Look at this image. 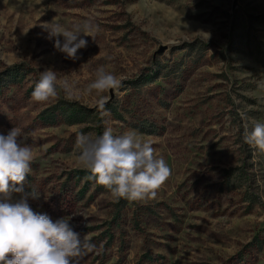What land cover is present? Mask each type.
<instances>
[{
    "label": "rangeland",
    "instance_id": "obj_1",
    "mask_svg": "<svg viewBox=\"0 0 264 264\" xmlns=\"http://www.w3.org/2000/svg\"><path fill=\"white\" fill-rule=\"evenodd\" d=\"M261 16L264 0H0V134H30L24 189L41 197L29 203L53 220L78 214L75 230L100 248L80 264H264V153L243 140L245 124L264 123ZM53 19L94 25L78 60L47 39ZM100 67L123 86L90 91ZM47 68L71 99L58 86L32 100ZM73 108L92 113L72 123ZM109 127L150 141L170 167L155 199L114 202L85 179L76 134Z\"/></svg>",
    "mask_w": 264,
    "mask_h": 264
},
{
    "label": "clouds",
    "instance_id": "obj_2",
    "mask_svg": "<svg viewBox=\"0 0 264 264\" xmlns=\"http://www.w3.org/2000/svg\"><path fill=\"white\" fill-rule=\"evenodd\" d=\"M40 27L47 32V39H55V49L73 61L80 58L78 50L88 46L82 36L94 40L91 23L85 25L83 33L79 29L65 28L54 19ZM201 32L207 42L211 34ZM123 80L100 67L89 90L97 93L118 90ZM58 86L66 89L67 98H72L66 82L58 85L55 71L51 68L41 71L32 100L47 102L57 95ZM261 86L264 87V83ZM107 99L100 97L101 109ZM240 115L244 118L243 113ZM29 138L30 134L18 127L11 128L6 135L0 134V264H80L85 256L98 253L100 248L86 233L82 236L75 230L71 220L77 213L53 220L47 213L31 207L29 201L39 200L41 194L34 188L30 192L24 189L34 159ZM243 140L264 153V123L253 120L250 131L245 124ZM74 148L80 164L89 173L85 179L106 188L114 202L122 198L136 202L155 199L171 175L166 161L154 154L150 141L141 142L129 133L115 135L110 127L97 136L78 132Z\"/></svg>",
    "mask_w": 264,
    "mask_h": 264
},
{
    "label": "trees",
    "instance_id": "obj_3",
    "mask_svg": "<svg viewBox=\"0 0 264 264\" xmlns=\"http://www.w3.org/2000/svg\"><path fill=\"white\" fill-rule=\"evenodd\" d=\"M258 20L263 23L264 22V16L259 17ZM257 49H258L257 51H258L259 54L262 53L260 48H257ZM59 107H60V105L57 106V108H59ZM64 109H65L66 113L68 111H70V109L67 106H65ZM88 113H92V111L85 110L83 108H73V112H72L70 118H67V119H68V121H70L72 123H78V122L87 121ZM139 129H140V131H144L143 128H139ZM121 201L123 203L125 202V204H126V202H128V200H124V199H121Z\"/></svg>",
    "mask_w": 264,
    "mask_h": 264
},
{
    "label": "water",
    "instance_id": "obj_4",
    "mask_svg": "<svg viewBox=\"0 0 264 264\" xmlns=\"http://www.w3.org/2000/svg\"><path fill=\"white\" fill-rule=\"evenodd\" d=\"M164 49V48H163ZM163 49H161V51H163Z\"/></svg>",
    "mask_w": 264,
    "mask_h": 264
}]
</instances>
